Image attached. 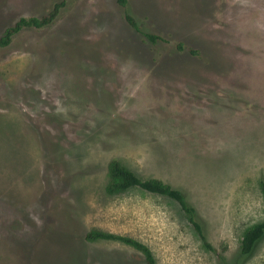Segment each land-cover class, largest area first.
Instances as JSON below:
<instances>
[{"label": "rangeland", "instance_id": "obj_1", "mask_svg": "<svg viewBox=\"0 0 264 264\" xmlns=\"http://www.w3.org/2000/svg\"><path fill=\"white\" fill-rule=\"evenodd\" d=\"M58 0H0V36ZM72 0L0 49V264H264V0ZM180 47V48H179ZM192 51L194 54H191ZM179 190L106 195L108 164Z\"/></svg>", "mask_w": 264, "mask_h": 264}, {"label": "trees", "instance_id": "obj_2", "mask_svg": "<svg viewBox=\"0 0 264 264\" xmlns=\"http://www.w3.org/2000/svg\"><path fill=\"white\" fill-rule=\"evenodd\" d=\"M72 0H58L55 2L48 12L40 18H20L13 26L7 28L0 36V49L7 47L12 39L23 31H37L53 24L60 14L67 8ZM117 6L122 10L123 20L135 33L150 43L155 44L162 39L156 35L143 32L137 22L131 17L127 11V0H115ZM180 48V47H179ZM191 54H194L190 51ZM109 181L105 187V194L112 196L127 192L131 189H137L149 195L165 198L175 203L180 211L184 214L188 224L201 241L202 246L209 252H212L211 246L207 243L202 227L196 218L194 208H192L185 200L183 194L172 188L168 184H164L156 179H140L133 172L124 168L119 162L111 161L108 164ZM259 188L264 198V182H259ZM264 236V222L254 224L247 228L240 240L239 252L241 256L249 255L255 245ZM84 240L88 242L94 241H112L118 242L125 246L131 247L139 252L143 257L144 264H155V259L151 250L130 237L118 236L111 233L100 231H91L84 236Z\"/></svg>", "mask_w": 264, "mask_h": 264}]
</instances>
